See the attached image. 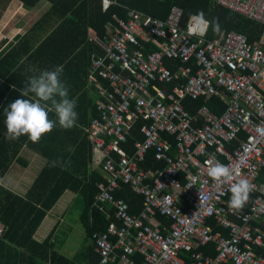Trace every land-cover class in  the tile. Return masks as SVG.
Wrapping results in <instances>:
<instances>
[{
    "label": "built area",
    "instance_id": "2783aa9c",
    "mask_svg": "<svg viewBox=\"0 0 264 264\" xmlns=\"http://www.w3.org/2000/svg\"><path fill=\"white\" fill-rule=\"evenodd\" d=\"M216 3L259 24L256 42L234 31L208 39L210 23L201 36L197 15L185 23L178 6L164 20L125 9L124 18L112 15L104 38L91 37L99 49L89 53L87 81L98 101L85 132L104 180L95 204L105 203L119 222L93 233L98 264H185L184 253L190 264H264V0ZM115 4L101 0V10ZM174 60L173 70L165 62ZM200 96H219L226 106L215 113L203 104L191 114L183 100ZM138 121L143 138L129 153L123 144ZM149 151L164 168L141 167ZM210 159L236 170L222 187L207 175ZM241 178L253 190L237 212L227 196ZM121 185L143 198L138 213L115 196ZM157 212L169 219L164 229ZM211 218L226 234L212 231ZM4 231L0 220V238ZM208 244L215 256L200 250Z\"/></svg>",
    "mask_w": 264,
    "mask_h": 264
},
{
    "label": "trees",
    "instance_id": "16d2710c",
    "mask_svg": "<svg viewBox=\"0 0 264 264\" xmlns=\"http://www.w3.org/2000/svg\"><path fill=\"white\" fill-rule=\"evenodd\" d=\"M27 8L33 7L39 0H19ZM52 9L64 8L61 13L62 21L57 23L55 28L45 36L39 44L31 50L22 45L27 38L24 34L18 39L5 54L0 58V181L8 171L12 163H17L26 167L27 163L20 158V152L26 147L32 153L38 155L45 161L37 176L24 195H19L10 189L4 188L0 183V220L5 225V231L0 238V264H98L99 255L95 252L93 233L104 231L110 222H117L112 210L102 202L95 204V197L99 192L98 184L103 182L102 168L91 170L92 163V143L84 131L61 130L60 126L53 131L42 136L38 143H33L27 135H22L16 140L6 139L5 111L4 109L15 99L22 98L20 89L27 84V77L21 73L23 65L32 61H37L39 51L44 52L50 47L49 43L56 37V34L64 28L66 20L73 21L80 15L82 24V39L87 40V29H92L95 34L104 38L107 33V26L112 22V15L124 18L125 9H132L161 20L167 18L173 6L180 7L184 12V21H188L190 16L203 13L204 18L210 23L207 33L208 39L218 37L224 32L234 31L243 34L248 43L256 42L261 32L259 24L245 18L229 9L223 8L216 3V0H116L115 5H111L105 12L101 10V0H48ZM68 15V16H67ZM218 21V29L213 22ZM90 51L98 50L99 46L90 40ZM148 51L156 48L147 45ZM30 50V52H28ZM24 61L23 65L20 64ZM171 69L180 61L165 62ZM60 65H53L50 69ZM193 71L197 69L192 65ZM42 69V68H41ZM66 68H63V72ZM173 86H170L172 88ZM95 98V97H93ZM206 104L215 113H221L225 106V99L219 96H211L205 99L185 98L184 107L194 114L195 110ZM97 115L94 106V115ZM50 118L56 119L50 113ZM89 123V122H88ZM87 123V126H88ZM143 121H138L127 141L123 144L127 151H133L132 144L135 140H141L143 135L139 132V127ZM81 137L79 139L78 136ZM167 136V134H166ZM241 136V135H240ZM174 137V136H173ZM171 136V140H173ZM234 142L227 144L231 150ZM173 152V150H172ZM56 161V166L52 162ZM143 169H162L164 163L156 161L153 152L149 151L145 155V160L141 164ZM181 184L185 183L182 175L178 176ZM259 179L264 181V169L260 172ZM65 190L75 192L83 200L80 213V221L86 233V241L83 248L72 258H67L55 250L56 243L53 241V232L41 242L33 238V233L42 220L46 212L52 207L54 202ZM115 196L123 198L129 208L130 213H138L142 208L143 198L131 191L129 186L121 185L120 189L114 192ZM231 193L227 196L230 200ZM155 219L160 224V229L166 228L169 219L156 213ZM206 223L213 232L225 233V230L211 218ZM264 230V223L261 226ZM204 254L215 256L213 244H208L200 248ZM185 264H190L189 253L182 254ZM140 257H137L139 260Z\"/></svg>",
    "mask_w": 264,
    "mask_h": 264
},
{
    "label": "crops",
    "instance_id": "0c3cea01",
    "mask_svg": "<svg viewBox=\"0 0 264 264\" xmlns=\"http://www.w3.org/2000/svg\"><path fill=\"white\" fill-rule=\"evenodd\" d=\"M64 8L52 9L48 0H39L31 8H27L19 0H0V58L26 33H28L27 38L22 45L26 49L30 46L31 50H34L39 42L55 28L57 23L62 21L60 16ZM80 15L82 16V14ZM80 15L76 18L74 17L73 21H69L67 18L64 28L49 43L50 47L45 49L44 52L39 51L37 61L29 62L26 65H23L24 61H22L20 64L23 67L20 72H23L29 79L31 76L39 74L42 70H51L52 64L66 68L60 78L68 87L70 98L77 99L75 110L78 113V119L75 126L71 129H63L61 127L60 129L66 131L79 130L82 134L87 123L93 118L94 106L98 99L93 92V85L87 81L89 53L91 52L90 40L95 32L88 28L87 40H80L82 39L83 30ZM81 134L78 136L79 139ZM20 158L27 163V166L24 167L17 163H12L0 183L4 188L10 189L19 195H24L40 169L44 166L45 161L26 149V147L21 150ZM94 159L92 147L90 169H100L97 163H94ZM76 198L77 194L75 192L70 190L63 191L43 216L33 233L34 240L41 242L43 238L53 232V241L55 240L58 243L55 246V250L67 258L74 257L83 248L82 245L81 249L76 253L75 248L72 247L74 243L69 241V235L66 232L64 237L59 238V225L68 211L70 202L74 203ZM75 217L77 221H80L78 212H76ZM80 222H76V224Z\"/></svg>",
    "mask_w": 264,
    "mask_h": 264
},
{
    "label": "clouds",
    "instance_id": "9594fccd",
    "mask_svg": "<svg viewBox=\"0 0 264 264\" xmlns=\"http://www.w3.org/2000/svg\"><path fill=\"white\" fill-rule=\"evenodd\" d=\"M115 0H105V6ZM199 25V34H206L209 21L203 13L196 17ZM218 29V21L213 22ZM63 66H56L51 70H42L37 75L31 76L24 88L20 89L21 97L11 102L5 109L6 139L16 140L22 135H27L33 143H38L42 136L54 130L57 124L63 129L75 126L78 113L75 110L76 98H70L69 89L61 80ZM50 113L56 119L50 118ZM87 127V126H86ZM207 175L216 182L217 187H222L224 181L233 178L236 170L219 161L210 159ZM56 166V161L52 162ZM253 185L246 178H241L232 183L228 189L231 193L229 206L235 211L242 210L249 199Z\"/></svg>",
    "mask_w": 264,
    "mask_h": 264
},
{
    "label": "rangeland",
    "instance_id": "374dc122",
    "mask_svg": "<svg viewBox=\"0 0 264 264\" xmlns=\"http://www.w3.org/2000/svg\"><path fill=\"white\" fill-rule=\"evenodd\" d=\"M82 202V198L77 195L74 203L70 202L68 211L62 218L63 221L59 225V238L64 237L66 232L69 235V241L73 242L75 245H72V247L75 248L76 253L81 249L82 245L84 246L86 238L82 223L79 220L77 221L75 217L76 212H78L79 214L81 213V208L83 205ZM69 211L72 213H70ZM76 222L80 223L76 224Z\"/></svg>",
    "mask_w": 264,
    "mask_h": 264
}]
</instances>
